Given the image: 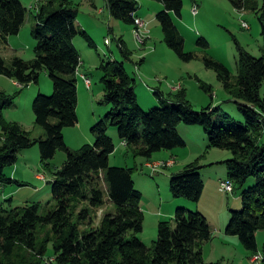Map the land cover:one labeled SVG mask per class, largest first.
I'll list each match as a JSON object with an SVG mask.
<instances>
[{
    "label": "trees",
    "instance_id": "obj_1",
    "mask_svg": "<svg viewBox=\"0 0 264 264\" xmlns=\"http://www.w3.org/2000/svg\"><path fill=\"white\" fill-rule=\"evenodd\" d=\"M105 1L113 18L135 26L137 0ZM156 1L164 5L157 18L167 46L183 61L194 60V54L185 52V40L171 17V12L182 16L183 0ZM229 1L237 10L256 12L264 35V0ZM27 14L20 0H0L2 44L8 46L9 38L20 34ZM77 17L78 12L68 0H50L36 15L35 59L13 57L7 65L0 53V76L29 86L38 83L42 72H46L54 87L51 96L40 94L34 101L36 124L45 133L40 139H33L18 123L6 122L4 111L13 105L14 97L0 93V186L15 182L5 171L16 165L23 150L38 144L45 163L58 151L67 153V161L53 181V209L43 214L40 203L0 207V264H223L204 261L203 247L212 239V229L202 213L187 209L176 211L175 228L171 221H160L156 246L149 248L138 237L144 229L145 215L141 208L143 195L133 180L136 169L110 166L116 146L108 136V128L119 130L120 139L127 142L136 157L150 160L161 151L186 147L178 130L181 124L203 127L210 148L232 153L225 164L234 192L242 191L243 208L231 211L226 233L239 237L248 253L262 254L264 264V246L259 253L257 243V233L264 230V51L260 58L240 51L237 77L222 64L205 59L206 66L218 73L224 88L236 98L244 123L228 115L217 119L219 107L196 111L186 100L184 90L171 98L173 102L165 101L157 91L162 106L145 111L136 94L137 82L127 73L125 63L103 64L101 104L109 108V113L92 128L95 145L72 152L66 145L64 130L78 123L79 96L74 77L82 63L75 39L82 37L90 47L96 46L77 24ZM119 43L120 52L129 58L122 39ZM199 44L208 46L205 40ZM200 169L196 161L172 176L170 188L175 199L200 201L205 188ZM251 179L256 184L245 189ZM106 198L114 211L106 213L94 227L92 212L103 208ZM81 226L89 228L83 230ZM129 233L133 234L131 238ZM49 245L53 261L44 260L50 254Z\"/></svg>",
    "mask_w": 264,
    "mask_h": 264
},
{
    "label": "rangeland",
    "instance_id": "obj_2",
    "mask_svg": "<svg viewBox=\"0 0 264 264\" xmlns=\"http://www.w3.org/2000/svg\"><path fill=\"white\" fill-rule=\"evenodd\" d=\"M20 1L28 10L25 24L19 35L9 38L8 46L0 42V53L7 65L13 57L25 61L35 59L37 41L33 30L38 24L36 15L39 5L47 4L50 0ZM137 1V13H141L147 23V27L141 32L142 41L137 37L134 25L110 15L105 0H68L78 12L79 27L90 35L96 45L90 47L89 42L82 37L75 39V47L82 63L74 77L79 96L78 123L64 130L66 145L72 152L84 145L96 143L92 128L109 113V108L101 104L104 86L100 68L103 64L114 61L124 62L127 73L136 80V94L145 111L160 108L162 103L159 99L163 96L165 101L173 102L172 99L184 90L186 100L196 111L219 107V112L215 115L217 119L228 115L238 122H245L235 104L236 98L224 88L218 73L206 66L205 59L222 64L233 77H237L240 51L260 58L264 51V35L258 14L251 10H237L229 0H183L182 16L171 12V17L185 40V52L195 56L194 60L185 62L165 42V35L157 18L164 10V5L156 0ZM195 5L199 10L197 15L193 13ZM117 38L124 41L130 52L129 58L120 52ZM201 40H205L208 46L199 44ZM86 79L90 80V87ZM202 86H206V89ZM157 91L161 98L156 94ZM53 92V82L46 72H42L38 83L29 86L15 85L9 78L0 76V93L14 97L13 105L4 111L6 122L18 123L33 139L44 137V130L36 124L33 105L38 95L49 97ZM261 97L264 98V84ZM178 130L186 147L161 151L148 160L136 157L130 148L123 145L120 137H117L119 130L116 127L108 128V136L116 146L115 153L110 157V166L136 169L133 180L137 190L143 195L141 208L145 215L144 229L138 237L149 248H154L158 241L160 221H171L175 228L176 211L187 209L202 213L211 226L212 239L203 247L206 263L263 264L262 261H253L254 255L244 249L239 237L226 233L231 211L239 212L243 208L241 190L233 193L221 190V183L229 180L225 162L232 159V153L210 148L208 134L201 126L181 124ZM261 143H264V136ZM170 159L177 160L178 166L170 168L173 165ZM66 161L67 153L58 151L53 160L45 163L38 144L21 151L16 165L5 171L6 176L15 182L0 186V207L9 209L40 203L41 213L46 214L55 207L53 181L56 172ZM196 161L201 166L199 173L205 185L200 201L194 203L186 199H175L170 188L172 176ZM150 163L171 165L154 171L149 166ZM255 184V180L251 179L245 189ZM105 201L103 208L92 212L94 227L106 213L114 211V205L108 198ZM81 228L86 230L89 227ZM132 236V233L128 234V238ZM257 243L261 253L264 230L257 233ZM48 253L50 254L44 257L45 261L54 258L52 245H49Z\"/></svg>",
    "mask_w": 264,
    "mask_h": 264
},
{
    "label": "built area",
    "instance_id": "obj_3",
    "mask_svg": "<svg viewBox=\"0 0 264 264\" xmlns=\"http://www.w3.org/2000/svg\"><path fill=\"white\" fill-rule=\"evenodd\" d=\"M198 6L195 5L194 8H193V13L194 15H197L198 14ZM138 21H143V25H144V29L147 27V23L143 20V19H140L138 18ZM248 26V25H247ZM140 40L142 41V39L140 38ZM125 146V143H127L126 141L122 142ZM167 163H159V164H156V165H153V166H150L154 171L160 169L161 167H167ZM221 190L224 192V193H233L234 192V184L232 181L228 180V181H225V183H221ZM263 260V256L262 254H257L254 256L253 258V261L255 262H258V261H262Z\"/></svg>",
    "mask_w": 264,
    "mask_h": 264
},
{
    "label": "bare ground",
    "instance_id": "obj_4",
    "mask_svg": "<svg viewBox=\"0 0 264 264\" xmlns=\"http://www.w3.org/2000/svg\"><path fill=\"white\" fill-rule=\"evenodd\" d=\"M135 33L137 35V37L140 39L141 38V32H142V29H144V25H143V21H138V18L135 19ZM147 39V38H146ZM145 39V40H146ZM144 42V41H143ZM86 83L87 85L90 87L91 85V82L90 80L86 79ZM124 145V144H123ZM125 146H127V143H125ZM156 164H159V163H150L149 166H153V165H156ZM171 165L170 163H168L167 166ZM225 183V182H223ZM54 259V258H53ZM53 259H51V261H53Z\"/></svg>",
    "mask_w": 264,
    "mask_h": 264
},
{
    "label": "crops",
    "instance_id": "obj_5",
    "mask_svg": "<svg viewBox=\"0 0 264 264\" xmlns=\"http://www.w3.org/2000/svg\"><path fill=\"white\" fill-rule=\"evenodd\" d=\"M43 5H46V4H43ZM43 5H39V8H38V12H39V10L42 8V6ZM136 18H140V19H143V15H141V13H136ZM144 20V19H143ZM145 21V20H144ZM146 22V21H145ZM77 24L79 25V23H78V21H77ZM80 26V25H79ZM81 27V26H80ZM118 39V38H117ZM118 41H119V39H118ZM122 42H124L123 40H122ZM120 44V43H119ZM8 78V77H7ZM10 79V78H9ZM10 80H12V79H10ZM13 81V83L16 85V84H18L16 81H14V80H12ZM117 136V135H116ZM117 137H119V136H117ZM1 140V139H0ZM172 156H173V154H172ZM170 160H172V161H170V162H173V165H171L170 166V168H175V167H177L178 166V162H177V160H175V159H170ZM171 164V163H170ZM8 198V197H7ZM9 201V200H8ZM247 254V253H246Z\"/></svg>",
    "mask_w": 264,
    "mask_h": 264
}]
</instances>
